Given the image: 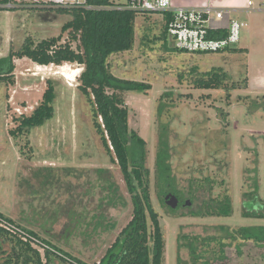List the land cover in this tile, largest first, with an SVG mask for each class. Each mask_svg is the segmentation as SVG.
<instances>
[{"label":"rangeland","instance_id":"obj_1","mask_svg":"<svg viewBox=\"0 0 264 264\" xmlns=\"http://www.w3.org/2000/svg\"><path fill=\"white\" fill-rule=\"evenodd\" d=\"M34 9L0 11V58L19 51L28 39L35 44L54 37H61V44L71 41L62 30L70 16ZM241 20L248 28L242 29L235 48L248 52H171L162 39V16L153 14L138 16L133 50L110 58L114 75L152 88L128 92L125 100L130 129L147 143L150 195L166 241L164 264H264V248L227 234L264 226V219L244 216L245 209H258L257 200L246 194L258 188L259 200H264V12ZM71 44L77 49L78 43ZM168 46L173 48L169 37ZM15 64L14 83L0 84V215L8 222L2 221L36 233L43 245L72 260L98 264L132 219L133 203L120 166L107 155L93 126L91 106L78 89L83 69L68 63L40 66L28 58ZM217 68L228 75L229 87L237 84L241 89L195 87L196 78ZM247 78L252 84L245 89ZM49 81L56 87L54 118L12 136L17 119L31 116L41 104ZM162 98L174 107L160 120ZM161 122L170 129L178 198L191 202L176 213L157 189ZM226 197L232 216H193ZM221 240L227 245L225 259ZM11 248L6 239L5 253ZM38 249L46 261L45 247ZM5 256L0 253V264ZM50 264L71 263L54 258Z\"/></svg>","mask_w":264,"mask_h":264},{"label":"trees","instance_id":"obj_2","mask_svg":"<svg viewBox=\"0 0 264 264\" xmlns=\"http://www.w3.org/2000/svg\"><path fill=\"white\" fill-rule=\"evenodd\" d=\"M10 1L12 0H0V11L9 10L2 8L1 5ZM87 4L92 9H87L84 6L54 9L60 15L71 17V21L67 22L62 29L63 32H69L70 42L61 44V37H54L35 44L31 39H28L19 51L11 50L7 57L0 58V84L6 81L14 83L15 60L18 59L28 58L40 66H63L67 63L81 66L83 70L79 77L78 89L91 106L93 126L107 155L120 166L133 203L132 219L98 264H164L166 241L160 224V216L153 207L150 195V171L146 166L147 143L136 131L130 129L129 108L125 100V94L128 92L146 93L152 88L150 84L114 75L110 64V58L113 55L133 50L136 40V20L138 16L150 15L119 10L117 9L118 0H87ZM25 10L36 9L26 8ZM170 18L169 14L162 16L164 45L171 52L185 53L168 46L167 23ZM227 35L228 31L225 29H217L212 32V37L215 39H223ZM71 42L78 43L77 49L73 48ZM236 51L242 52V49L232 47L220 52ZM228 79V75L221 68H217L196 78L194 84L197 89L202 90L230 92L241 89L237 84L229 87ZM247 87L248 78L244 85L245 89ZM165 97L169 99L170 95L163 96V98ZM163 98L158 109L160 120L166 111L169 113L170 109L174 107V103H170L172 102L171 98L169 103L164 102ZM227 99L230 97L228 96ZM55 100L56 87L52 81H49L41 104L31 116H21L17 119L18 126L11 131L12 136L26 134L35 128L44 126L53 119ZM160 124L156 154V181L159 196L166 204V197L169 194L175 195L177 198L180 194L176 188L171 164L169 125L162 122ZM257 189L245 195L246 198L257 200L258 204L257 210L248 211L245 209V218L264 219V200H259ZM214 202L213 206L205 207L207 210L200 209L194 212L193 216H232V202L229 197ZM167 207L170 212L176 213V210L168 205ZM2 220L5 219H2L0 215V236L4 237L0 241V253L6 254L5 264H50L54 258L65 263L84 264L72 260L66 254L59 253L48 246L45 249L46 261H43L41 252L32 246L30 239L25 241L21 233L3 227L4 221ZM149 221L151 225H149ZM9 224L24 232V235L26 233L29 237L39 239L36 233H27L15 225ZM227 234L234 241L239 240L247 244L253 242L256 247L264 248V226L242 227L229 231ZM6 239L12 244L11 251L8 253H5L3 249V242ZM220 242L225 259L227 245L222 240Z\"/></svg>","mask_w":264,"mask_h":264},{"label":"built area","instance_id":"obj_3","mask_svg":"<svg viewBox=\"0 0 264 264\" xmlns=\"http://www.w3.org/2000/svg\"><path fill=\"white\" fill-rule=\"evenodd\" d=\"M9 10L15 8H37V9H56V8H70L74 6H84L87 9H92L87 4V0H12L3 5ZM249 8L254 7V3L249 1ZM117 9L129 10L141 14H169L171 16L168 26V37L171 39L173 47L178 51L193 53H211L220 52L226 48L235 47L241 38V31L247 25L238 21H231L227 26L228 35L223 39H215L212 37V32L216 30L214 23L210 16V9L194 10L184 7H174L173 0H126L118 3ZM264 11V3L258 9ZM225 13L217 12L216 18L222 19ZM6 229L19 232L23 239L30 242L33 247L38 249L47 246L34 237H29L26 233L16 229L14 226L3 223ZM39 250V249H38ZM40 251V250H39Z\"/></svg>","mask_w":264,"mask_h":264},{"label":"crops","instance_id":"obj_4","mask_svg":"<svg viewBox=\"0 0 264 264\" xmlns=\"http://www.w3.org/2000/svg\"><path fill=\"white\" fill-rule=\"evenodd\" d=\"M249 1H252L254 3L253 8L248 7ZM263 3L264 0H173L174 7H184L187 9L194 10L210 9L211 12L209 17H211L212 22L216 27V30H226L228 24L231 21L245 23L247 25L246 27L248 28V24L246 22H243L241 19L248 18L256 12H264L258 10ZM220 11L225 13V17L222 19H217L216 14ZM242 51L248 52L247 49H242ZM251 84L252 82L249 81L248 87Z\"/></svg>","mask_w":264,"mask_h":264},{"label":"water","instance_id":"obj_5","mask_svg":"<svg viewBox=\"0 0 264 264\" xmlns=\"http://www.w3.org/2000/svg\"><path fill=\"white\" fill-rule=\"evenodd\" d=\"M166 204L169 207L173 208L174 210H177L180 208V206H184V207L190 206L191 202L189 200L180 202V200L175 195L169 194L166 197Z\"/></svg>","mask_w":264,"mask_h":264},{"label":"bare ground","instance_id":"obj_6","mask_svg":"<svg viewBox=\"0 0 264 264\" xmlns=\"http://www.w3.org/2000/svg\"><path fill=\"white\" fill-rule=\"evenodd\" d=\"M58 71V70H57ZM63 73V72H62ZM79 74V73H78ZM81 74V73H80ZM79 76V75H78ZM79 78V77H78ZM68 80V79H67ZM75 82V81H74ZM72 87V86H71ZM74 87V86H73Z\"/></svg>","mask_w":264,"mask_h":264}]
</instances>
